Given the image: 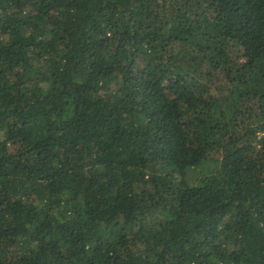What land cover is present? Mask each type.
<instances>
[{
	"label": "trees",
	"instance_id": "16d2710c",
	"mask_svg": "<svg viewBox=\"0 0 264 264\" xmlns=\"http://www.w3.org/2000/svg\"><path fill=\"white\" fill-rule=\"evenodd\" d=\"M0 264H264V0H0Z\"/></svg>",
	"mask_w": 264,
	"mask_h": 264
},
{
	"label": "rangeland",
	"instance_id": "374dc122",
	"mask_svg": "<svg viewBox=\"0 0 264 264\" xmlns=\"http://www.w3.org/2000/svg\"><path fill=\"white\" fill-rule=\"evenodd\" d=\"M211 166V164H206V166ZM205 173V169L202 167H197V168H187L186 170V179L189 182V184L194 185L196 184V179L195 177H199Z\"/></svg>",
	"mask_w": 264,
	"mask_h": 264
}]
</instances>
